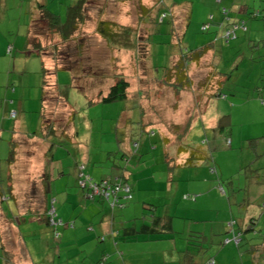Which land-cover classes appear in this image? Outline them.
Wrapping results in <instances>:
<instances>
[{
    "label": "rangeland",
    "instance_id": "1",
    "mask_svg": "<svg viewBox=\"0 0 264 264\" xmlns=\"http://www.w3.org/2000/svg\"><path fill=\"white\" fill-rule=\"evenodd\" d=\"M156 3L87 0L82 26L88 41L82 56L71 46L64 47L67 44L62 49L51 45L44 62L42 55L26 48L19 50L11 63L0 65V244L8 250L4 247V253L0 246V264H79L73 258L68 261L65 250L59 249L63 245L59 232L57 236L45 233L52 228L48 223L52 205L56 219L60 218L54 191L47 195V206L39 203L42 185L50 191L56 178L53 171L59 170L53 155L73 164L82 162L83 171L90 174L94 169L110 181L117 176L123 180V175L134 172L138 161L133 158L129 162L134 155L159 161L152 185L156 192L148 197L147 208H169L175 226L150 237L143 235L133 259L122 255L126 264H207L209 258L217 259L222 249L228 257L219 264H264L262 251L253 255L243 246L245 239L255 234L264 238V0H163L150 13L154 19L141 24L135 53L111 46L94 30L99 20L133 26L140 5ZM57 4H51L50 10L64 18L65 5L70 3L57 0ZM158 6L169 12L173 8L172 17L158 23ZM223 8L247 28L237 30L236 37L229 40L222 35L227 28ZM184 9L187 15L190 12L186 24ZM257 10L260 16L253 15ZM5 14L8 17L0 21V29L7 35V29L17 27L18 14L11 8ZM176 29H182L181 38L176 37ZM42 39L45 41V36ZM204 46L208 50L199 60L190 58L192 51ZM182 54H186L190 84L182 86L178 81L174 86L169 83L172 64ZM48 57L68 63L80 75H75L73 87H69V104L77 111L73 124L68 103L48 100L46 107L42 102L55 83V69ZM80 61L86 65L79 67ZM90 65L98 73L94 78L85 76L92 72ZM59 74V80L66 76L65 82L58 80L62 86L72 79L68 71ZM117 76L129 81L128 98L101 102L97 90L105 92ZM12 110L15 117L10 116ZM43 112L45 121L50 118L56 123L52 133L44 129ZM58 124L78 130L77 142L60 134ZM169 161L171 173L165 170ZM76 186L84 202L94 200ZM67 213L78 226L77 217L69 215L70 207ZM251 217L256 219L258 231L244 232L240 247L232 241L221 243L229 234H223L226 221ZM71 221L68 224L73 227ZM13 231L20 232L22 243H26L27 261L22 259L20 240L14 243ZM80 239L76 238V243ZM80 264L94 263L86 257Z\"/></svg>",
    "mask_w": 264,
    "mask_h": 264
},
{
    "label": "crops",
    "instance_id": "2",
    "mask_svg": "<svg viewBox=\"0 0 264 264\" xmlns=\"http://www.w3.org/2000/svg\"><path fill=\"white\" fill-rule=\"evenodd\" d=\"M216 1L219 3L222 0ZM38 2L44 3L50 9H52L51 4H57V0H0V21L8 17V15L5 13H8L10 8L18 14V16L16 17V28L7 29V35L2 31V29H0V65L5 61L11 63L12 59L18 56L19 50H24L26 48L25 46L27 42V33L25 35L24 32L28 30L31 24H34L33 21L38 18V12L36 10V4ZM183 16L185 17V12ZM233 17L234 16L230 14L229 22L227 21L228 18H225L224 16L222 17L225 18L223 22L227 23L226 29L229 28L231 21L233 22L236 20H233ZM222 24L223 23H220V25ZM235 37L236 32L233 38ZM9 53L11 54L12 58L7 56V54ZM59 78H61L60 74L58 75V80ZM63 80L64 82L66 81V76H64L63 79H60L59 81ZM109 86H107L105 90H107ZM98 91H100V89H98ZM21 107L22 103H20V108ZM123 125L126 124L124 123ZM118 126L119 124L117 125V127ZM123 137H126V130L124 131ZM76 140L77 139L75 138L73 141L75 142ZM119 140V144H122L121 141H123L124 139L121 138ZM127 144H129L128 140ZM133 158L134 160L138 161L137 166L135 165L134 172H131L130 175L128 174L126 176H123L131 184L133 193L135 192V195L131 201L125 204V206L121 208H115L114 210L110 211L109 205L103 200L94 199L90 201V203L83 201V198L81 197L82 193L76 186L77 171L75 164L78 161H74L73 164V162L68 159L60 157L56 158L53 155V161L55 160L54 162L56 165V169L58 168L59 170L57 172L53 171V173L56 175V178L50 184V191L47 190L46 184L42 185V192L39 203L43 206H47V201L50 199L47 198L48 193L53 191L55 192V199L58 202L57 212L58 217H60L58 221L61 222L56 226H52L53 229L48 228L50 232L48 230H45V233L48 235L49 233L51 234V232L54 233V231L59 232L58 237L61 238V243L63 244L59 247V249L65 250L66 254L64 255L68 259V261L73 258L80 264L85 260L86 257H89L91 258L92 263L95 264L104 253L109 254L106 264H126L125 259L122 258V255H125L126 258L133 259V251L136 244L139 242V239L146 234V232L142 230V227L147 223H152V220L155 218H151L149 214L150 212L148 211L149 209L147 208L148 203L146 202L147 200H149L148 197H152L156 192L154 186L152 187V185L154 183L153 179L155 178V174L158 172L157 166L158 164H160L159 161H157L155 158H148L145 160L142 159V157H137V155L131 157L129 162L132 161ZM72 164L73 167H71ZM91 170L89 171V173L91 172ZM165 170H167L168 173L172 172L170 170L169 164ZM60 172L61 174H59ZM65 172H67L68 175H66ZM92 172L94 173L90 174L94 176L95 179L104 178L103 174L98 175L99 171H95L93 169ZM255 183H257V181ZM262 185L264 187V181H262ZM76 187L78 191L76 190ZM135 196L136 202H134ZM139 200H141V205L137 203ZM198 200H195V203H197ZM79 201H82V203L79 204ZM69 207L72 209V213L69 215L77 217L76 219L78 221V226L76 222L71 221V219L68 217L67 211ZM141 207H144L147 210L142 211ZM153 210L154 211H152V213H154L155 216H161L162 218H168L171 216V229L174 228V216L170 214L171 210L169 208H165L159 211L157 206H154ZM33 220L35 221L34 218ZM70 221L73 222V227L69 226L68 223ZM159 224L161 226L163 225L161 221L159 222ZM222 229L224 231V224L222 225ZM116 230L118 234H111L112 231ZM12 233L14 234V243L17 239L20 240L18 244L22 250V259L24 261H27L26 243H22L20 236L18 235V233L20 232L16 231L15 233V231H13ZM102 235L104 236V240L99 239V237ZM147 235H149L150 237L151 234ZM74 237L75 239H81L78 243H76L75 239L73 241ZM250 244L251 242H247L243 246L245 247V249L251 248ZM79 245H81L80 248H78ZM0 246H2L3 249L5 247L4 244H0ZM118 250L122 252L120 258L117 253ZM261 250L264 254L263 247L261 248ZM6 251L8 252V250ZM83 251H85L86 253ZM216 257L217 259L215 264H219L220 260L227 259V252H225L223 249L219 250ZM49 262L51 261L48 260V263ZM26 264L29 263L27 262Z\"/></svg>",
    "mask_w": 264,
    "mask_h": 264
},
{
    "label": "trees",
    "instance_id": "3",
    "mask_svg": "<svg viewBox=\"0 0 264 264\" xmlns=\"http://www.w3.org/2000/svg\"><path fill=\"white\" fill-rule=\"evenodd\" d=\"M59 1L62 2L63 0H59ZM64 1H68V0H64ZM69 3L70 4L65 5L66 8H65L64 18L61 17V15H58L52 12L50 8L47 7V5H45L44 3L38 2L36 4L38 18L33 21L34 24H31V26L27 30V35H26L27 42H26L25 47L32 48L34 51H36V54L38 56L42 55L41 59L43 62L45 61V59H47V56L45 57V54L47 53V50L48 48L51 47V45H53V48L55 49L57 48L62 49L63 44H67V45H64V47L71 46L72 49L76 50V54H78V56L80 55L82 56V53L84 52L83 45H85L88 41L87 40L88 36L86 35L85 29L83 28L85 19H86L85 6L87 4V0H73V1L69 0ZM158 3H163V0H157V3L155 5L153 4L149 7H144L143 5H140V9L137 11V16H136L137 21H136V24H134L133 26L131 25L122 26L120 24L117 25L114 22L99 20L96 23L94 30L97 34L103 37L104 40H106L107 43L110 44L111 46H120V47L129 49L133 53H135L136 49L138 48L137 44H138L139 32H140L141 27L143 26L141 24H145L146 23L145 20H148V18L154 19V16L151 15L150 13L153 10V8L159 5ZM155 11L159 12L157 16L158 23H162L165 17H169V16L172 17L173 15V8L169 12L167 10L165 11L161 9V7L158 6L155 9ZM184 12H185V17H184V22H185L187 18H190V12L188 15L186 14V9H184ZM222 14L225 18H228L227 21L229 22L230 14L228 13L226 8L222 9ZM253 15L260 16V12L257 10L255 13H253ZM225 18H222L223 21ZM242 27L243 29H241ZM239 29L243 31L247 29L245 22L242 21L241 23L239 22L237 23L235 21L233 22L231 21L229 28L226 29L225 32L223 33V37L226 40H229L231 37L235 36V32ZM227 31L230 32L228 35V38H226L225 36V33ZM181 32H182V29L180 31L176 29L175 33L177 34L176 35L177 38L182 37L183 33ZM44 36L46 38L45 41H43L42 39ZM56 41H59V42L57 43ZM72 42L74 43L72 45H69ZM207 50H208V46H204L202 49L197 50L198 52L192 51L190 54V58L197 61L204 55V53ZM138 57H139V54L136 55V60L138 59ZM49 58L50 57H48V59ZM50 60L51 59H49V61ZM53 61L51 65L55 69V72H54L55 83L52 84L54 89L53 91H50L48 94L43 95L42 97V100H43L42 102L45 103L46 107H48L47 105L48 100L49 102L52 101L53 103H55L57 101H60V99H62L63 101H65V103L69 104V99H68V94H69V89H70L69 87L71 88L73 87V83L75 81L74 80L75 75L77 78L80 76V75L77 76L75 72L77 69H74L75 67L73 68L71 65H68V63H57L56 58ZM79 63H80L79 67L86 65L84 63H81V61ZM186 65H187L186 54L184 55L182 54L179 57H176L174 63L172 64L173 69L171 71V75L173 76V79L170 76V81H169L170 84L177 86L178 81H180V84L182 86H187L190 84V80L188 79L189 77L187 76L188 73H186L185 71ZM88 68L91 69L92 72L88 73V75H85V76L89 78L91 76L93 78L95 77V75L97 76L98 73L95 72L94 66L90 65ZM60 71H68L70 73L72 79L67 83L68 86L67 85L62 86L59 84L58 74ZM177 76L179 80H177ZM128 87H129V81L122 76H117L114 78V81L110 84L109 88L105 92L101 91L103 89H100V91L97 90L96 94L97 96L101 97L100 99L101 102H113L117 100H123V99L128 98ZM177 90H181V89L178 88ZM51 93L54 95H51ZM82 94L84 96H87L84 92ZM89 101H92V100L89 99ZM100 101H96V102H100ZM45 110H47V108H45ZM75 114H77V111L72 107L69 113L70 115L69 119L72 120V124L75 118ZM44 115L45 113L43 112L42 113V116H43L42 123L45 121ZM55 124L56 123L52 119L47 118V120L44 123V129L46 131L50 130V133H52L55 131ZM58 125L60 126V124ZM59 130H60V134L63 132L65 135L70 136L72 138L71 141H73L75 138L77 139L79 135L76 129H64L63 126H60ZM75 142H77V140ZM230 142L231 141L228 139V143ZM168 164L171 170V168L173 167V165L171 164V161H169ZM75 165H76V171H77L76 172V179H77L76 183L78 184V179H79L78 173H81V171H83L84 163L78 161L76 162ZM81 165H82V168L80 169ZM211 170L215 171L216 169L213 167ZM83 172L85 173V171ZM88 175L90 178L93 179L92 181L100 180V179L93 178L90 174ZM122 181L127 183L130 186V189L132 192L131 184L125 178H123ZM88 191L89 190L85 188V192H88ZM82 192L84 194V190H82ZM90 199H100L106 202L108 201L107 203L109 205L110 211L114 210L110 207V202H111L110 199L106 200L105 197L101 195H95ZM132 199H133V196H131L130 198H127L123 202V205L120 206L119 208L125 206V204L131 201ZM148 209L151 210L149 213L151 218L152 217H155V218L152 220V223L151 222L147 223L142 227L143 228L142 230L146 232V234L161 233L165 231V228L171 229L172 227L171 218H170L171 216L168 218L166 217L162 218L161 216H155V214L152 213V211H154L153 210L154 208L153 209L148 208ZM160 221L163 223L162 226L159 224ZM255 224H256V219L252 217L249 218V220L245 219V221H238L234 218L229 219L228 221L225 222L224 231H223V234L224 233L228 234V232L229 234L227 236L224 235L222 238L223 239L222 242L221 241L220 242L223 244H226L228 242L231 243L230 241H232L235 243L236 247H240V244L243 240L242 234L244 232H251L252 234H254V232L258 231L256 229ZM111 234L113 235L118 234L117 230L112 231ZM229 236L231 238H229ZM255 236L256 237L254 238L251 237L250 239L248 240L245 239L244 241V245L247 242H251L250 244L251 248H247V249L244 248V250H246L247 252H251L253 255H255L254 253H256L259 250L262 251L261 250L262 247L264 248V238L260 237L258 234H255ZM99 239L104 240V236L103 235L100 236ZM254 239L258 240L259 243H254L255 242ZM235 240H238V241L236 242ZM2 250L4 253H6L3 247H2ZM117 253H118V256L121 257L122 252L118 250ZM108 256H109L108 253L102 254L100 259L96 262V264H103V262L101 261H106L108 259ZM210 263L215 264L216 259L209 258L207 260V264H210Z\"/></svg>",
    "mask_w": 264,
    "mask_h": 264
},
{
    "label": "built area",
    "instance_id": "4",
    "mask_svg": "<svg viewBox=\"0 0 264 264\" xmlns=\"http://www.w3.org/2000/svg\"><path fill=\"white\" fill-rule=\"evenodd\" d=\"M229 31L225 33L226 38H228ZM234 36V34H233ZM12 117H15L16 112L12 110L10 112ZM82 165L80 166V169ZM93 179L89 177L88 174H85L83 171L79 173L78 185L83 188L88 189V192H85V195L89 198H92L95 195H101L105 197V199H110V206L111 208L115 206H122L123 202L132 196V192L130 186L123 182L119 177H115L113 181L108 179H100L98 181H92ZM53 204V201H51ZM48 223L51 226H56L60 221L56 219V210L55 207L52 205L48 211ZM58 235V231H54V236ZM236 242L238 240H235Z\"/></svg>",
    "mask_w": 264,
    "mask_h": 264
}]
</instances>
